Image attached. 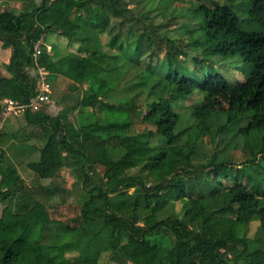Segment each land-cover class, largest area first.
<instances>
[{"label":"trees","instance_id":"16d2710c","mask_svg":"<svg viewBox=\"0 0 264 264\" xmlns=\"http://www.w3.org/2000/svg\"><path fill=\"white\" fill-rule=\"evenodd\" d=\"M244 2L247 17L264 25V0ZM0 44L10 50L0 64V116L2 99L25 103L35 95L38 67L49 83L64 81V94L85 93L57 116L44 107L12 116L23 122L12 136L34 141L35 159L22 165L25 183L0 156V264H100L107 253L113 264L261 260L264 135L261 147L249 145V158L235 164L217 157L227 146L215 138L228 124L211 127L221 113L215 94L229 91L235 121H248L237 134L264 132V31L243 30L234 10L215 0H42L25 12L0 8ZM202 48L203 55L238 58L244 79L232 83L211 68L198 81L202 57L191 59L192 70L176 65ZM124 66L137 70L139 81L125 87L129 100H115ZM195 94L200 99L182 114ZM141 95L147 109L140 116ZM117 114L121 121L111 119ZM138 124L152 129L136 132ZM235 166L254 175L233 178ZM66 175L83 199L74 218L60 221L50 208L65 203ZM252 223L258 227L249 239Z\"/></svg>","mask_w":264,"mask_h":264},{"label":"rangeland","instance_id":"374dc122","mask_svg":"<svg viewBox=\"0 0 264 264\" xmlns=\"http://www.w3.org/2000/svg\"><path fill=\"white\" fill-rule=\"evenodd\" d=\"M42 0H19L18 2H12L10 4L3 5L2 0L0 1V8L2 9H15L16 12H25L31 9L32 6H39ZM220 4H226L231 7L234 12L236 13L240 25L243 30L246 31H264V25L260 24L259 22H255L250 20L247 17V4L244 2L245 0H215ZM103 41L105 39L103 38ZM75 49V48H73ZM203 48L199 49H190L187 53V57L183 60H179L176 65L182 69L185 68L187 70H192L194 68V62L191 60L193 57L203 58L204 61L200 63L198 66L197 72V80L201 81L203 75L207 73L211 68L215 71L220 73L226 80L229 82H241L244 79L245 71L241 67V62L238 58H230L226 60H221L218 56L210 55V54H202ZM4 52L0 47V57ZM127 64L128 62L122 58ZM0 59V64H1ZM123 77L120 78L119 84L116 88V92L113 94L114 99L123 98L124 100L130 99V94L126 92L125 87H130L131 85L138 83L139 79L137 77L138 71L129 67L124 66L119 68ZM2 75V70H0V76ZM50 101L43 105V111L49 114L50 116H57L60 111L66 105H73L75 102L84 96L85 93L83 91L77 92L75 94L66 95L64 94L65 84L62 80H56L50 82ZM140 89V88H139ZM196 93V92H195ZM195 97L189 101L183 102L181 108V113L186 114L187 108L190 107L196 99H200L198 94L194 95ZM199 96V97H198ZM222 96V97H221ZM134 97V94L132 95ZM234 94L229 91H226L225 94L222 92L215 94V102L217 104V108L221 111L219 117L215 118L213 121V126L211 127L212 130H215L219 126L223 124H228L227 131L222 136H217L215 141L217 142L219 139H222L223 142L226 144L227 148L221 151L218 154V159L224 158V155H228L231 157L232 161L235 164H239L244 162L245 159L249 158L248 149L247 147L250 145L256 151L261 147V143L259 141V137L264 135V132H255L251 133L250 135H238L237 131L240 128H243L248 124V121H235L237 116V108L235 105V100L232 102ZM135 106L139 107L138 113L141 115L145 114L146 112V98L145 95H141L135 99ZM21 117V116H20ZM20 117L12 118V116H7L5 118L0 119V129H6L5 133L0 131V156L6 158L7 162L11 163L13 167H15L19 174L21 175L23 181L25 183L29 182V176L26 172L22 170V165L24 163L34 160L35 153L30 149L29 144H35L34 141L29 142V144L19 143L12 135L16 133L20 127H22L23 122L21 121ZM70 121H76V113L69 114ZM112 120H120L122 119L121 115H112ZM186 119L185 122H187ZM148 129H152L151 126L148 125H136L135 131L142 132ZM16 137V136H15ZM258 137V139H257ZM17 138V137H16ZM253 139L255 140L253 142ZM207 139L203 140V149H205V142ZM220 148L222 144H220ZM205 156L203 152L199 153V157L197 160H204ZM261 165L264 166V162H261ZM240 169L241 166L233 167L231 171V175L233 178L238 176L241 181H246L249 174L254 175L250 169L247 167L243 168L241 171H236V169ZM74 180L71 176L66 175L65 181L61 184L63 190L66 192V200L63 204H55L53 207L50 208V215L52 219L60 220V221H68L74 218L78 214V207L79 204L82 202V189L80 187L72 186ZM2 205H0V209ZM258 227V223H252V226L249 228L247 236L248 238L254 239L255 231ZM258 257L252 259L251 264H264V256L261 258L260 261L257 259ZM260 258V257H259ZM100 264H113V262L109 259V254H103L100 260Z\"/></svg>","mask_w":264,"mask_h":264},{"label":"built area","instance_id":"2783aa9c","mask_svg":"<svg viewBox=\"0 0 264 264\" xmlns=\"http://www.w3.org/2000/svg\"><path fill=\"white\" fill-rule=\"evenodd\" d=\"M42 41L39 40L33 44V57L36 61L41 52ZM47 51L50 52V48L47 47ZM36 64V62H35ZM37 83L35 95L25 103H19L11 99H2L1 103L4 105V112L0 116L5 118L7 116H18L24 111H37L43 107L44 104L50 101V83L48 81V72L43 68L38 67L37 71Z\"/></svg>","mask_w":264,"mask_h":264},{"label":"crops","instance_id":"0c3cea01","mask_svg":"<svg viewBox=\"0 0 264 264\" xmlns=\"http://www.w3.org/2000/svg\"><path fill=\"white\" fill-rule=\"evenodd\" d=\"M11 3H12V2H11ZM9 4H10V3H9ZM55 39H57V37H56ZM0 47H1V44H0ZM47 47L50 48V46H47ZM2 51H3L4 53L1 55L0 59L2 60L1 63H4V62L8 61V58H9V56H10V50H3V49H2ZM50 51H51V48H50Z\"/></svg>","mask_w":264,"mask_h":264}]
</instances>
